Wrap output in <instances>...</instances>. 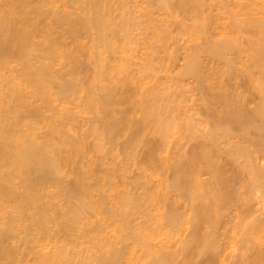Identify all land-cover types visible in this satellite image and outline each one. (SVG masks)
Segmentation results:
<instances>
[{"label":"bare ground","instance_id":"obj_1","mask_svg":"<svg viewBox=\"0 0 264 264\" xmlns=\"http://www.w3.org/2000/svg\"><path fill=\"white\" fill-rule=\"evenodd\" d=\"M56 1L58 2L59 0H0V264H25L23 261L24 257H26L25 262L26 263L28 262V264H29V260L30 262L31 260L33 261L31 262V264H36V263L37 264H136V263L137 264H194V263L197 264V262L202 264L204 260L202 262L197 260L200 258L206 259V257L209 260V264H218L219 263L218 260L222 262L223 257L221 256H223L224 253L223 251L224 245L223 247L220 246V244L218 245V239L221 237L219 239V242H222L223 241L222 239H224L227 236L225 235V233H228L226 232L228 230H226L227 226L225 224L227 223L228 225V223H230L235 218L234 217L235 211L236 210L239 211L240 209L238 208L239 207L238 205L242 206L239 203V201L241 202L242 198H244V200L248 198L249 201L252 200L251 197H255L258 193H260L258 189L259 190L261 189V186H263L262 181H264L263 180L264 174H262V176L259 175L260 177H262V180L261 178H260L261 181L259 180L261 182V186L257 185L259 183V181H257L258 183L256 182V177L258 176V175L256 176V174L259 172V171L257 172V170H262L263 171L262 173H264V169H263V165H264V18L263 17L264 16L262 15L264 12L263 9L264 3L261 4L263 6L261 7L263 12L260 9L261 14H259L256 10L255 12L254 10L253 11L251 10L252 11L251 13L254 14L253 16L255 15L257 16V18L255 19H250L252 18V14L250 15V17H248L250 13L245 11V14L248 13V15L247 16L244 15V16L246 18L248 17V21L245 20L244 22L242 18L245 17L243 16L241 18L243 20L242 22V20L239 17H237L236 14L237 17V22H236L235 21L236 17L235 14L233 13L234 15L230 17L235 18L234 20L235 25L234 26L232 25L234 29L233 28L231 29L228 26L229 22L227 21V20L231 21L230 20L231 18L228 17L229 18L228 19L226 16L228 14L230 15L229 12L234 10L229 5L231 1L229 0L230 1L229 4H225L228 3V1L226 0L225 2L224 0V4L226 6L228 5L230 6L228 8H226V6L222 7L224 9L225 8L228 10L230 9V11L227 12L226 15H225L226 12L224 11L225 12L224 19H226L224 21L222 19L223 11L218 7V5L219 6L224 5L223 3L220 4V2L223 1L218 0L219 4L216 5L214 4V2L217 3V0H212V2L214 1L213 4L216 5L217 8H219L221 11L217 9L216 10L213 9L216 8V6L212 4L214 6L212 8L211 5L212 2L211 3L208 2L210 4V7L212 8L211 12H213V10L217 12L218 11L222 12V15L219 12V14L222 16L220 19L222 20L221 22L224 23L225 21L228 22L226 24L224 23H221V25L218 24L219 26H222V24H224V26L221 27L222 29L221 28L217 29V31L219 32V30L220 31L223 30L225 25H227L228 26V27L226 26L227 29L224 28V32L226 33L229 30H230L229 32L235 30V28H236L235 32H238L239 34L235 32L234 34L240 36V37L237 36L238 38L241 37L243 38V36L246 37V35H244L246 33L247 36L250 37V39L246 37L245 39H247L246 40L247 42L245 41L246 43L245 44L243 40L244 38L243 39L241 38L243 40V44H244L243 45L242 43H240V41L242 42L241 39H239V41L236 39L237 38L236 35L233 34L234 37L233 36L228 37L229 36L228 34L230 33H228L227 35L226 33L225 34L223 33V36L226 35V37H223L222 39L218 40V37H216L217 31H215V28L219 26L215 22L217 21L219 23V19H217L216 16H218L219 18L220 15L218 14L214 15L213 14L214 12L210 13L209 12L210 10L209 11L207 10L209 4L206 3L207 5L206 4L204 5L203 2L205 1L203 0H146L145 1V3H147L146 8L144 7L145 8L144 10L141 9L142 10L141 11L139 9L140 12L138 11V13L140 14L142 12L140 18L138 17V13L136 12V10H138L137 5H134L136 8L135 11H134V7L131 6L132 7L131 10L130 8H128L130 11L127 12L128 10L125 7L126 5L127 7L130 6L129 3L130 0H118V3L117 0L116 3H113L114 0H112V3L117 4L118 6L113 5L111 2L109 3L108 0H67L66 2H63L65 4H63L62 1L58 2L57 4ZM134 1L135 0H133L132 2L134 3ZM141 1L143 0H140V2ZM55 4L58 5L57 9ZM59 4L61 6L64 5V9H62L63 7L61 8ZM206 6H208L207 9ZM112 7L114 9H118L120 7L123 10L121 12V10L119 9L121 13L120 18H118L119 16L117 17L118 19L116 18V16H114L115 18H113V15H111L112 12L114 14V11H112L113 10ZM203 9L209 12L210 14L204 11ZM162 10L163 11L167 10V12L168 11L169 12L165 13ZM202 10L204 11V13ZM131 11L136 12L137 18L135 17L136 15L134 12L132 14L134 17H131V15H129L131 14L130 13ZM156 12L159 13L156 14ZM199 12H201L202 15L205 14L203 17L205 16L210 17L211 15L213 16L212 17L213 20L214 18H216L217 20H215V22L212 20L213 23L211 22V19L209 20L210 23H212L211 25L215 24L216 27L213 29H211L212 28L211 25H209L208 27L206 24V20H208V18L207 17L203 18L201 15L198 16L200 14ZM256 13L260 17L263 16L262 19H260V17H258ZM155 14L157 18L160 16L158 14H161L163 17L165 16L164 18L168 17V15L166 14L169 15L172 14V17L175 15L178 18V19L176 18L177 20H179L181 17V16H177V14L178 15L181 14L184 15L183 18L189 17L191 21L194 20L195 23L191 22L188 18L187 19L189 21L188 20L186 21L185 18L184 20L181 17L185 22H187V24H189L188 22H190L191 27L193 25L192 32L190 28L189 31L188 27H183L182 24L179 25L180 21L178 24L176 23L175 26L176 30L178 29L179 31L180 30L182 31L185 28H187V32L185 31L186 33H184L185 35L187 33L189 34L193 33L194 37L203 35V39H199V40L203 41L201 43V47L205 46L203 50V54H201L202 48L199 46L200 43H198L201 41L198 40L199 37L195 38L197 39V40L194 39L196 47L198 43L199 48L197 49L198 51L201 50V52L196 53L197 52L196 49L193 48L195 46H193L191 49L194 50L195 52L193 54H191L189 51L187 52L188 54L190 53L192 55L187 59V61L185 60V55H183L184 60L182 59V62L184 63V61H186V63L183 64L185 65V69L183 74L179 75V77L184 76L189 79L190 78L195 79L197 80V82L199 81L198 89L200 90L199 95H200V101L202 100L201 104L203 108H201L200 110L196 108V107L199 108L198 103H200V101H198L197 98L198 96H196L197 101L194 100L195 101L194 104L198 102L197 106L192 105L193 107L191 108L198 110L196 112H198L197 116L200 115L199 116L200 119L199 117L197 118V116H195L197 113H195L194 109L192 110L194 111V113L191 112V109H188V112L190 110V118L189 117L184 118L186 119L185 130L182 129L183 127L181 129L183 130V132L186 131V133L190 135V138L192 137V140H195L196 138L197 139L200 138L199 147L193 146L194 148H196L195 149L196 152L195 150L190 149V151H194L193 154L190 153L191 154L190 155L188 152L189 156L183 155L182 158L180 159L178 158V162L176 161L177 156L175 160L174 159L175 156H173L172 158L171 155V158L174 159L173 162L176 161V165L174 166L175 168L174 169L172 168L174 172L171 171L173 174L169 172V170H171L170 168L172 167L171 163L173 162L171 161L172 160L171 158H170L171 160L168 158L171 153L169 150H167L166 152V149L167 148L169 149V147L167 146L168 143L164 139L169 141L173 137L172 134L173 131L175 136H177L176 134L178 133H175V131L180 130V128L176 130H173L172 128L173 123L175 126V124L179 122L178 120L181 116L180 115L181 113L178 112L179 109L181 108H179L177 111L178 108L177 106L180 105L181 107V104H183L182 103L183 98H180L181 96L177 94L181 92V91L179 92L180 89H183L187 86L189 79H187V84H185L186 85L185 87H183L182 85L185 82V80H183V83L181 84L182 85L181 87L183 88H180L179 86V89H177L178 92H176L175 94V98H177L176 96H178L177 99H179L178 101H180L181 99V103L179 104L176 101V99H174L173 101L174 94L171 93L173 94V98L170 97L172 101L170 102L168 101L169 103L167 104L166 100L167 98H169L168 96H170L169 95L170 91L168 90L169 91L168 92L167 89H170L171 86H169L170 88L168 87L166 89L168 94L166 91L159 92L164 88L163 86H165V78L164 80L160 79L161 82H164L163 86H161L162 88L161 89L158 86L162 85V83L160 82L159 83L160 85L157 84V82H159L158 77L156 79L157 82L155 83L156 80L154 81L155 78L153 77L154 73L152 74V71L154 70V68L155 69L157 68V70H155L154 72L156 71L158 72L159 71L158 68L160 69L162 67H165L166 65H168V63L170 64V62L167 63L166 61L167 64L164 63L165 66L162 65L163 60H161L162 61L161 63L160 57L162 56V54H164V52L161 54V56H158V52L160 50L155 52L153 51V53L151 54H153L154 56L155 54H157L156 59L159 57V61H157L153 56L154 60L157 62L156 65L158 66V62L161 64V65L159 64L160 67L159 66L157 67L155 65L154 60H153L154 64L152 63V61H150L152 60V58L148 59V57L150 56L149 55L146 58L147 61L143 62L145 64L149 62V65L148 63L147 65L143 64L144 68L146 67V70L143 68V66L141 67V69L144 73L151 71L149 73V77L148 76L146 77L145 80L146 83L144 81L143 84L144 83L148 84L149 88H147V90L150 89V87H154V90L152 89L151 91H145L144 89L145 92L143 91L142 93L140 91V93H138L140 95H138L136 94V92H138L139 90L138 88H140V84L142 85V83H140L138 80L137 82L136 80L132 79L133 75L136 72L134 74L130 73L131 70L130 69L128 70L127 67L130 65L129 64L130 62L128 63V60L132 58V56L131 57L128 55L126 56V54L124 58L122 56H120L121 58L118 56L119 54L122 55L121 52H123L124 54V51L120 50L122 46L118 44L121 42L119 41L122 38L121 36L124 37L122 38L123 40L127 38L126 35H128L129 37L131 31L133 32L134 30L132 28L135 25H137V23H140L138 24L139 26L141 25L142 18L148 21L146 22L147 27L146 26L145 27L149 28L148 26L149 24L152 23L153 25V22L160 20L159 18H158L159 20H155L156 19ZM239 14L241 15L243 14V12L240 13L238 11V15ZM172 17L166 18V20L167 19L168 20L167 21L165 20V23H163L164 19L161 18L162 20L161 25L163 24L165 25V26L163 25L164 26L163 28L162 26H159L160 25L159 23L156 22L157 24H159L156 28L158 30L162 28L161 30L162 32H160L161 37H163L162 34L164 35V38H166L165 36H168L166 40L170 38L169 34H167L168 33L167 30L169 29V33H170V27H171L170 25H172L173 22L175 23V21L172 20L173 21L172 22L170 20L173 19ZM138 19H140L139 22H137ZM182 19L180 20L182 21ZM238 19H240L241 21H238ZM168 21L169 23L171 22L169 25H167ZM143 22L145 24V20L142 21V23ZM156 23H154V26L151 25L150 29L152 27L155 28ZM138 25L137 27H139ZM177 25H179V27H177ZM158 27H160V29ZM180 27L183 28L179 29ZM205 27H208L209 29L208 33H211V30H214L212 31L214 33H212L211 35L205 33V35L207 34L209 37L205 36L203 33L206 30H208ZM173 28L174 26L172 25V29ZM151 30L153 31V29ZM181 31L179 33L184 35L182 33L184 31L182 32ZM61 32L63 33V36L65 33H67V35L70 36L71 42L74 41L72 43L73 45L75 42L79 45L80 48L75 47L77 45L76 43H75L76 45H74L73 47L78 49L77 52L80 51L81 53L80 52L78 53L81 55L83 54L84 56L74 57L73 54L72 56L70 55V53L73 50L71 49L72 51L69 53L67 48L68 46L66 47V45H68L67 42L69 43L68 40L69 38L66 36L67 41L64 45V43L62 42V38L58 36V33H60V35L62 36ZM82 32H88V33L90 32L89 34L92 33L91 35L93 37L92 39H90L91 38L90 35H88L90 36V38L86 35V37L90 39L89 42L92 41L90 45L89 44L85 45V41L88 40L87 38L80 37ZM149 32L151 31L149 30L147 31V36ZM153 32H152L153 35H151L154 38L152 47L155 48L157 45V47L161 48V50H163L165 47L169 49L168 45H165V43H164L165 46L163 45L164 48L162 47V45L160 47L157 44L159 43V38L155 42V40L157 39L156 37L157 33L159 34V31L154 30ZM150 34H149V39L153 40ZM213 35L215 36L213 37ZM190 36L191 38L193 37L192 35ZM217 36H219L220 38V36L222 37V34ZM158 37L160 36L158 35ZM204 37H207L208 40ZM211 37L215 39H212ZM81 39L82 40L86 39L84 40V44L83 43L80 44V41H82ZM204 39L207 40V43L204 42ZM128 41H130V37ZM149 41L152 42L151 40ZM149 41L146 47L148 46L151 52L152 49L150 46L152 43H150ZM160 41L162 42V38L160 39ZM203 43H205L206 45L205 44L203 45ZM175 45L176 47H178L177 46L178 44ZM118 47L120 49H118ZM75 48H73L74 53H77L75 51ZM178 48H175V51L173 52L172 55L177 53ZM156 49L157 48H155V50ZM118 50L121 52H119ZM166 51H165L166 54L164 55L167 58L168 51L167 52ZM85 55H87L90 64L88 63V61L83 60L87 62L86 65L85 64L84 65L85 66L89 65L88 67H90L91 65L92 73L90 72L91 75L89 76L87 75L88 79L91 76L90 80L82 76L86 80H88L87 83L82 85L83 82L80 81V78L82 77L79 76V73L80 72L83 73L84 71L86 72L87 70H85V68L84 70L82 69L80 70V68L83 67H79V66H82L83 63L79 64L80 61L79 60L78 61L79 65L77 66L76 59H78V57H80L79 59H81L82 57L85 59ZM201 55L202 56L204 55V57L207 56L208 58H210L209 60L211 61L213 60L218 63L217 64L213 61L210 62L208 58H206L205 61H208L210 63H215L216 65V67H213L214 68L213 73L209 71L210 69L206 70L210 74V75L208 74V76L206 75L207 77L203 76L207 73L205 72L203 74L204 72L203 69L205 70V65H204L205 63L203 64L204 61ZM170 56L171 54L169 55V57ZM179 56H178L179 58L178 60L180 61ZM126 57L127 59L129 57V59L127 60ZM165 57L162 56V58L166 60ZM174 57H176V55H174ZM200 57L202 58V60ZM171 58L173 62L175 60L177 61V57L176 59L174 58L175 60L173 59V56H171ZM132 60L133 59H131V63H133ZM60 61L64 62V63L62 62L63 70L60 69L61 67L59 66L61 63ZM58 62H59L58 66L60 70L57 69L58 71H55L56 69L54 66H57L56 64H58ZM172 64L173 63L171 61L170 65ZM221 65L224 68V70L225 68L227 69L225 73L222 74L220 73L221 71L219 72V74L215 73L217 67L221 68ZM237 65L239 69L236 67ZM212 66H213L212 64L210 65V67L208 65V68H211L212 70ZM167 67L168 66H166L165 68ZM168 68H170V66ZM183 68L181 67L182 70ZM77 69H79L80 72H78L79 70ZM161 70H163V68ZM182 70H180L179 72H182ZM125 71L127 75L131 74L130 77L128 76L130 79L128 77L127 79H125L127 75L126 73H124L122 79L124 81L120 80L121 78L119 79V81L118 80L117 81L119 82V84L121 82L123 84V82L125 83V81L129 83L132 80L133 81L132 84L136 83L134 85H136V87L139 86L136 88L138 89L137 91H135L136 89L135 90L133 89L134 85L133 87L132 86L131 87L135 91V95L139 96L140 99L139 102L141 101V105L139 103L140 110L137 108L138 96L137 98L134 99L133 94L131 95L129 93L130 88L127 87L129 91L125 96L122 95L120 97V95H118L116 92L117 90H119V87L122 84L120 85L118 84L119 87H117L116 84L117 81L115 82L116 80L115 77L119 75L121 76V74ZM136 71H137V79H138V77H141L142 74L140 76V72L138 71V68ZM142 71L141 73H143ZM88 72L85 73V75L88 74ZM115 72H118L119 74L118 73L116 74ZM157 72L156 75L154 74V76H157ZM82 73L81 75L84 74ZM114 74H116V76ZM146 74L148 75V73ZM212 74L213 76H215V74H218L217 76H215L217 78L215 79L214 77L211 78ZM112 75L115 76L114 82ZM150 76L153 77L152 80L153 86L150 85L151 83L150 84L148 83L151 82L150 79H152L150 78ZM119 77L116 78L118 79ZM141 78L142 80H144L145 75L143 74ZM141 78H139L140 81ZM173 78L176 77L174 76ZM210 78L214 79V81L212 80L213 83L212 82L207 83L211 81ZM128 79L129 81H127ZM224 79H225V83H224ZM242 79L243 81L245 80L244 84L242 83L240 84V81H238ZM174 81L175 80H173V82ZM4 82L7 83L3 85ZM113 83L116 84L115 85L116 90L114 89ZM204 83L207 84L204 85ZM155 84L160 90L156 89L157 87L155 88ZM173 84L175 85L176 83ZM192 84L193 82L189 83L188 85H192ZM124 85L126 87L128 84H123L122 89L124 88ZM97 87L99 88V90ZM146 87L144 86V88ZM177 88H178V84H177ZM186 88H188V86ZM192 89L190 88V90ZM177 90L175 89V91ZM186 90H184V92ZM190 90L188 89L187 92L190 93L189 92ZM162 92L168 95L165 101H164L165 97L164 99L162 97L163 94ZM195 92L192 93L198 95V93L196 94ZM252 92L259 95L260 100L259 98L258 99L256 98V100L259 101V104L257 105L256 108L249 109V106L247 105L250 99L248 100L249 97L247 95L248 93L251 94ZM83 93H85L86 95L85 100H83L85 98ZM181 93H183V91ZM181 93L180 95H182V97L184 94H186V92L184 94ZM128 94L130 95V97H128ZM245 94L247 97H245ZM252 95L253 93L251 94V98L254 96ZM80 96H82L83 98ZM189 96L187 97L189 98ZM141 97L143 98V102L141 100L142 99ZM187 97H185L186 100H188ZM246 98L248 101H246ZM32 99H35L34 101L36 102H32ZM160 99L161 101L163 100V102L167 104L166 106L163 105L164 108H161L163 102H161ZM253 99H255V97H253ZM191 100H189V103ZM75 101H78L76 102V106H75ZM71 102L73 103V105ZM158 102L161 103L160 107H159L160 103ZM77 104L79 106V108H77L78 114H75L76 113L75 108L78 107ZM117 104L120 105L124 104V106L121 107L120 105ZM126 104L129 105L127 107H131V109L133 110L131 111L130 108L129 110L128 109L126 110ZM185 104H188V101ZM185 104H183L182 107ZM116 105L125 109H121L118 107L120 109L118 110L119 112L118 113L116 112L117 108L116 110H114L115 109L114 107ZM71 106L73 110L70 108ZM188 106L190 108L191 103L190 105L188 104ZM136 108L138 109L137 110L138 115L136 112ZM79 109L82 110V112L79 113ZM139 111H141L143 118L141 117ZM186 111L187 109L184 111L187 114ZM115 112L118 114H116ZM135 112L137 118H139L140 115V118L143 119V121L139 120V122L142 121V124L144 126L140 125L139 123H134L135 122L134 119L137 120V118H135L136 117ZM47 113H51L52 115L49 114L50 117H48L49 115ZM73 113L75 115H78L77 117H81V116L85 117L84 116L85 114L86 115L88 114V117L89 115L92 117V119L89 121L90 125H88L89 124L88 120H85L88 119L86 118L87 116L81 119L76 117V122H74L75 126L76 125L78 126L79 123H77V120L80 119L79 120L80 123L81 121H83L82 123H85V125L87 126L86 128L89 127L88 131L86 129L87 131L86 136H84L85 130L83 131L85 127V126L83 127L84 124L82 123L80 124V128L83 127L81 131H79L80 129L78 128L79 126L75 127L74 129L73 127L74 124H73V126L71 127V123H73V117H74ZM175 113H179V118H177L178 119L177 122L175 118L176 117ZM191 113L195 115L194 116L192 115L193 116L192 117ZM131 114H133L132 117L135 116L133 119L130 116ZM173 117L175 119H173ZM181 117L183 120V116ZM194 118H197L198 120L196 119L194 120ZM132 120H134V122H132ZM173 120H175V122ZM182 120L180 118L181 123H183ZM208 123L210 125H208ZM148 125L150 126L151 129L153 128L152 130L150 129L147 130L149 133L153 134L152 132L155 131L154 132L155 134L161 136V139L163 138L162 142L164 141L165 143L164 142L163 143L165 145L167 143L166 146L163 145L166 148L164 151L165 153H167V156L164 157L165 159H169L171 161V162L169 161L170 162L169 164H171V166L168 163H166V161L168 162V160L165 161V164L169 165L168 166L170 167L169 170L168 167H166L167 165L165 166L163 164L164 160L162 161L161 159L162 157L158 155L160 153L162 155L164 154V151H162L164 148L161 146L162 143H159V141L156 140L157 147L159 143V145L160 144L161 145L158 148L160 147L163 148L162 150L159 149L160 152L158 151V149H156L158 151L157 153V151H155L152 147L155 144L154 143L155 141L153 142V139L152 142L154 144L150 143L151 142L150 140H149L150 142H147V139H145V141L143 142V144H146L147 142V144L145 145L146 147H144L145 150L146 148H150L151 144H152L151 147L153 149L152 150L150 148L151 153L149 149L146 150V152L148 151V153H145L144 152L145 150H143V152L145 153L143 155L145 156L147 154L148 158L151 159L149 161V159L146 158L148 159L149 164L147 163V161H145V166L147 163L149 167L152 168L158 167L161 169L162 166L161 167L158 166L159 165L158 163L163 162L162 164L166 168L165 170L166 171L168 170L167 172L171 173L172 175V177L169 178L171 180L169 179L164 180V177L162 179V176L161 178H159L160 170L154 169L156 175L152 177L159 178L158 180L160 184L163 183V181H166L165 183H163L164 185L162 184L161 186L159 185L160 187H157L156 185H158L159 183H156L155 185L154 184L155 178H152L153 180H151L150 177L151 173L152 175L154 174V170L153 172L150 173H149L150 170L148 169L144 171L145 167H143L144 166L143 165L144 162H142L143 159L140 161L143 164L141 163L140 166L138 164L139 162L137 164H138V168L143 167V169L141 168L140 169L141 171L143 170L145 172V174L143 173L144 175L140 173L141 171L140 172L138 171L139 169L137 170L136 167L137 165H135L137 161L134 163L133 160L134 158L132 160H129L130 158L129 159L127 158L129 161L125 162V164L128 163L129 165H131V167L130 166H125V167H129L130 171H132L131 168L133 169L135 165L138 174L140 173L139 175L145 176L147 172L149 173V175L147 174V176L145 177L142 176V179H140L141 176H138V174L137 175L134 174L136 178L138 177V180L133 182L134 184H131V186L133 185V189L131 191H130V188H132L131 186L127 184V186L130 187L129 188L125 184V188H124V186H121L119 184L118 179L117 181L119 185L116 187L114 181L115 178H117V176L114 177L113 174L115 172L117 174L118 172L117 170L113 169L114 172L112 170L113 173L112 178L110 177L108 180H106L108 176L106 178L105 177L103 178L102 176H105L106 172H110L112 167L119 168L118 166L114 165V163L118 162L117 165L119 163H122V161L119 162V160H121V157H119V159L117 158L118 159L117 161L113 156L116 154L115 152H117L118 150V148H116V146L118 147V144H116L118 139L121 136H124V133L126 131L131 130L133 136L131 137L129 134L128 137L132 139H129L127 137L130 141L126 142L125 139L121 141L123 142L125 140L126 142V144L124 145L125 147L121 145V143L119 142L120 140L118 141V143H120L119 145H121V147H124L125 150L124 151L125 154L122 155V157L125 155H127V157L129 156L132 157L134 154L137 153L138 155L139 154L141 155L142 151L140 150L141 153H139L138 151L139 149L136 150V148L138 147L139 143L142 144L141 140H143L144 137L146 138L145 136L147 134L146 128ZM177 125L178 124H176L174 128H176ZM203 126H207V127L209 126L208 127L209 130H207V127H203ZM42 127L46 129V134L44 133L45 135L44 138L40 137L41 136L40 132L43 131L41 130L43 129ZM201 127L206 128V131L205 129H203L204 131H202ZM72 128L74 129V131ZM76 128H78L77 131ZM75 131L76 132L79 131V133H81L82 131L83 132L81 134L79 133L76 134ZM170 131H172V133H170ZM183 132L181 131L182 134H185ZM170 134L172 136H170ZM78 135L79 136L82 135V137L81 136L79 137ZM158 135L157 136L155 135L157 139H158ZM180 136L183 135L180 134ZM151 137L152 136L150 135V138ZM193 137H195V139H193ZM88 138H90L89 142L92 146L89 143H87ZM91 138H95L96 143L95 140L92 139L93 140L92 141ZM152 138H154V136ZM167 138L170 139L168 140ZM185 138L186 137L182 139ZM190 138H189V142H188V138L187 141H185L186 142L184 144L185 146L187 143H190ZM172 139L171 142L169 141V143L173 142ZM178 140L180 139L178 138ZM91 141L93 142V144L91 143ZM197 141H195L194 143L196 144V146L198 144ZM178 142H181V140ZM89 145L91 150L90 148H88ZM114 145H116L115 146L116 149L113 148ZM223 145L228 146L229 148L223 147ZM142 146L143 145H141V147ZM189 146L190 148L192 147L191 145ZM106 147H108L110 150L114 149L115 152H113V150L110 151L108 148H107L108 151H106L107 150L105 149ZM222 147L225 148V150L222 149ZM86 148H88L87 151L89 153L92 152V154L93 152H95L98 155H102V157H104L103 154H106L105 160H107L106 158L109 157V156L107 157V155H109V153L112 154L113 152L114 154L110 155L109 158L113 156L112 158H114L113 160H115L116 162L113 161L114 162L113 163L110 160L108 162L110 164L105 162L106 167L108 165L109 166L112 165L111 162L113 163V166H110L111 168H109L110 171L105 169L104 167L105 164L103 162L102 167L106 170V171L103 170L105 171V173L102 170L101 172L98 169L101 172L98 174L101 176L92 177V174L94 172L93 170L94 169L97 170V168L94 167L98 165L97 162L99 158L96 159L97 158L96 157L94 159V161L97 160V162L95 161L96 162L95 164L97 165L93 166L92 165L93 158L95 157L94 155L96 154L89 155V153L86 152ZM176 148L178 149V147ZM180 148L182 147H179V149ZM182 149H180V151ZM251 149H253V151ZM135 150L137 153L136 152L133 153ZM188 150L186 149V152ZM153 151L157 154V157L155 154H153L154 153ZM168 151L170 154H168ZM172 152L175 154L174 151ZM87 154L90 156V158L88 157V159L86 157L88 156ZM118 154H119V150L117 156H119ZM148 154L150 155V157ZM254 154L255 155L257 154L258 157L256 156L257 158H255ZM91 155L93 156L92 160H90L92 161V163L90 161H87L91 159ZM77 156L79 157L76 159ZM80 156L83 157L84 159L83 158L81 159ZM117 156L115 155V157ZM137 156L136 158L140 159V156L139 157ZM230 156L233 159L234 158L238 159V160L234 159V161L238 163L241 162L242 158L244 159L241 163H239L241 165L238 166V164H236V167L235 164L233 165V167L239 170H236L234 168H233L234 170L230 169L232 163L230 165L229 162L230 161L233 162L232 159L228 160V157ZM99 157H100L99 161H104V158L102 160L101 156ZM154 157H156V159ZM158 157H160L161 161L159 160L160 162L157 163V161L155 162L154 160H157ZM254 158L257 159V161L258 159H260V161H263L260 162V164L263 163V165H259L258 163L257 165L259 166L258 169L257 166L254 167L256 165L255 164L256 160ZM78 159L80 160V163L85 161L83 162L85 164L82 163V165L79 166L80 163ZM225 159L228 160L227 165L229 166H227L225 163L224 166L226 167H224L223 164H221L223 167L222 166L220 167L219 162L224 163ZM74 160L75 162L77 161L76 164L79 165H77V168H75L74 170L72 169L71 165L69 166L71 167L70 170L73 171L68 172L69 174L70 173L71 174L70 177L68 176L66 180L64 178L66 177L67 167ZM220 160L223 161L221 162ZM253 161L255 165L253 164ZM130 163L132 164L134 163V165L132 166V164ZM73 164L76 166L74 162L72 163V165ZM66 165H67L66 170L65 168L63 170V167H65ZM100 165H102V162ZM119 165L120 167L121 166L124 167V165L121 164ZM75 166H73V168ZM228 167H229V171H227ZM163 169L161 171H163ZM123 170H121L119 173L124 172ZM127 170L129 169L125 168V172ZM64 171H66L65 177L62 176L64 175ZM130 171H127V174H125L124 172V175L128 177V172L129 174H131ZM234 171L236 175L233 173ZM247 172L252 176V180H255L257 184L254 181H253L254 184L253 183L249 184L252 181H249L251 179V176H249ZM160 174L162 175L163 173L161 172ZM230 174L233 175L231 176ZM106 175H108V173ZM246 175L248 176V178L249 177L250 178L248 179ZM90 176L95 179L97 178L96 182L90 179L91 181H93L92 183L94 187L92 186V188L90 186L91 184H88L89 178H91ZM122 176L119 177L123 179L122 183L123 182L125 183L126 176H123V178ZM204 176L205 177L208 176L209 178L207 177L205 179ZM240 176L241 177L246 176L247 179L245 177L241 178ZM113 177L114 180L112 181ZM131 178L132 176L130 178H127L126 181L130 179V181L128 182L131 183L136 179V178L135 179H131ZM238 178H239V185L240 182L241 183L243 182V180H248V183L246 181H244L246 183L244 182H243L244 184L242 183L245 187H246L245 184H247V188L244 191V193H246V191L252 192V193H246L248 196L244 194L243 197V195L239 192L240 189L244 187L243 185H240V188L238 187V185H236L237 188L236 187L234 188L236 181H237L236 183L238 184ZM241 179L242 181H240ZM158 180L156 179L155 182H158ZM167 180H169L170 182L169 181L167 182ZM95 183L96 185H94ZM251 185H253V187H251ZM118 187L119 189L123 187L122 189L124 190L118 192L119 190L116 189ZM126 187L129 189L127 190ZM252 188L255 189V191H258L255 196H252L256 193V192L253 193ZM234 189H237V191L235 190L236 193L234 192ZM111 191H114V193L116 191L115 194L116 197L113 194H111L112 193ZM122 191L123 193H121ZM43 192L44 193L47 192V194L50 193V196L46 194H45L46 196H42L43 194L41 195V193ZM109 193L115 199V200L110 199L112 200V203L111 202L108 203L109 198L110 197L113 198L112 196L109 195ZM97 194L99 197L98 199L96 198L97 199L96 200L95 197L97 196L95 195ZM238 194H240L242 197L240 196L238 197ZM56 200H61L62 203L61 201H59V203L61 204L58 203L59 204L58 205ZM236 202L238 203V205L235 204ZM108 204L110 206H107ZM111 204L113 205L111 206ZM234 204L237 206V208L234 206ZM230 207L232 208L235 207L234 212L230 210ZM105 208L107 211L104 210ZM103 211L104 213H102ZM228 211L231 213H229ZM227 212L229 214L228 217L230 218L231 221L228 218H226L228 215ZM103 214H105V218L106 215H108L107 217L108 219H105ZM92 216L95 217V218L93 217L94 219L92 218L94 222L91 219L90 222L92 227L90 226V228L88 229L87 226L90 225L89 220ZM97 216L99 217L97 218L99 220L98 222L100 223V221H102L101 224L103 223L106 224L107 222L108 223L111 222L106 227L110 226V229L108 228V230L110 231L113 229L111 232L114 233L113 234L110 233L112 235L109 234V231L108 232L105 231L106 229L105 226H104L105 228L103 227L104 229L101 228V226H103L104 224L103 225L99 224L100 227L95 224L96 222L95 219ZM231 216L233 217L232 219ZM100 218L101 219L104 218L105 221H103L104 219L101 220ZM224 218H226V220H224L226 222H222V224L225 223L224 225H222V228L224 229L222 228L220 229L221 221H223ZM227 220H229V222H227ZM88 223L89 225H87ZM92 223L95 224L94 228H93L94 224ZM222 230H226V231L222 233ZM22 231L25 234L24 235L25 237L22 235L24 239L18 235L20 234V232L22 234ZM220 233L223 234L224 236L220 235ZM105 234H107L108 236L106 235V237H103V235L105 236ZM111 238H114L115 240L113 241V239ZM36 241L37 243L41 244L40 251L37 250V248L36 250L35 248L33 249V247H32L33 251L29 250L28 248L25 249L27 253L28 250L31 253L34 252V250L36 251L37 256L35 253H33L34 256H36L35 259L36 261L33 260L35 257L31 259V257L33 256V254L31 255V253L28 254L31 256V257L29 256L30 259L26 261V259H28L29 257L27 258L28 255L21 256V254L23 253L22 250L24 251V247L26 246L25 244L29 243L30 246V244L32 243L33 245L34 242L36 245H38V249H39L40 244H37ZM35 244L34 246H36ZM22 246L23 249L20 251L19 249ZM221 247L222 249H220ZM172 248L174 249L177 248L176 252ZM233 248H231V251H233ZM138 249H141L139 250V252L142 254V256L140 257H139L140 254L137 252ZM234 250H236V248ZM19 251L21 252L20 254ZM221 251H223V253H221ZM134 254H139V255L137 256ZM179 254L183 256V257L181 256L182 261L181 259L178 258ZM177 258L181 262H177L178 261ZM221 262L219 264L223 263ZM206 263L207 260H205V264Z\"/></svg>","mask_w":264,"mask_h":264},{"label":"rangeland","instance_id":"obj_2","mask_svg":"<svg viewBox=\"0 0 264 264\" xmlns=\"http://www.w3.org/2000/svg\"><path fill=\"white\" fill-rule=\"evenodd\" d=\"M60 1H62V3H63V2H66L67 0H64V1H63V0H59L58 2H60ZM108 1H109V3H110V2L112 3V0H108ZM114 1H115V2H114ZM114 1H113V3H116V0H114ZM132 1H133V0H130V1H129V3H130V6H129V7H127V5H126V7H125V8L128 10V11H127V10L125 9L127 12H129V11L131 10L132 7H134V11H135L136 8H135L134 5H137V6H138V8H137L138 10H136L137 13H138V11L140 12L141 9L144 10V9L146 8V6H147V3H145L146 0H143L144 3H145L146 5L143 3V1L140 2V0H135L134 3H133ZM203 1H205V2H203L204 5H205L206 3H208V2H210V3L212 2V0H209V1H207V0H203ZM222 1H223V2H220V4H221V3L224 4V0H222ZM227 1H228V3H225V4H229V2L231 1V3H230L229 5H230L231 8L234 9V10L231 9V10L233 11V12H232V11H230V9H229V10L226 9V8L230 7L229 5H228V6H226L225 4H224L223 6L220 5L221 7L218 5V7H219L220 9H222V11H223V15H222V12H220L221 10H220L219 8H217V6H216L217 4H219L218 0H217V3H215V2L213 1L214 4H216V5H214L213 2L211 3V5L213 4L214 6H216V8H213L214 6L212 5V8H213V9H215V10L217 9V10H220V11L217 12V11L213 10V12H214V13H213V12H211V11H212V8L210 7V4L208 3V4H209V7L206 6V9H207V7H208L207 10H208V11L210 10L209 12H210V13H213L214 15H217V14L220 15L219 12L221 13V15H222L223 17H222L221 15L219 16V18H218V16H216L217 19H219V23H218L217 21L215 22V20H217V19L214 18V20H213V19H212L213 16H211V15H210L211 18H210V17H207V16L203 17L205 14L202 15L201 12H202L204 9H203L201 12H199L200 14H199L198 16L201 15L203 18H206V17H207L208 20H206V24H207V26L209 27V25H211V24L213 23L212 20H213L217 25H218V24L221 25V23H224V22H221L222 20H220V19H221V17H222L223 21L226 20V19H224V13L226 12V13H225V15H226L227 12L230 11V12H229L230 15L228 14V15H226V16H227V18H228V17L231 18V19H230L231 21L227 20L229 23L225 21L224 24L228 23V26H229L231 29H232V28L234 29L233 26L235 25V21L237 22V17H239V18L241 19L244 15L247 16L248 13H250V14L248 15V17H250V15L252 14L251 12H252L253 10H254V12H255V10H256L259 14H261V13H260V12H261L260 9H261V7H263L261 4L264 3V0H234V1H233V0H230V1L227 0ZM56 2H57V1H56ZM58 2H57V4H58ZM225 2H226V0H225ZM62 3H61V5H62ZM113 3H112V4H113ZM117 3H118V0H117ZM63 4H65V3H63ZM127 4H128V3H127ZM59 5H60V4H59ZM61 5H60V6H61ZM113 5L118 6L117 4H113ZM128 5H129V4H128ZM206 5H207V4H206ZM55 6H56V9H57L58 5L55 4ZM115 6H113V7H115ZM131 6H132V7H131ZM137 6H136V7H137ZM225 6H226V8H225L226 10H225L224 8H222V7H225ZM62 7H63V8H62ZM113 7H112V8H113ZM144 7H145V8H144ZM61 8L64 9V5L61 6ZM116 8H118V7H116ZM128 8H130V10H129ZM209 8H210V9H209ZM58 9H60V8H58ZM119 9L121 10V12L123 11L120 7H119L118 9H114V8H113L112 11H114V14H113V12L111 11V12H112L111 15H113V18H115L114 16H116V18H117L118 16H119L118 18L121 17V13H120V10H119ZM139 9H140V10H139ZM263 9H264V7H263ZM115 10H116V12H115ZM118 10H119V11H118ZM132 10H133V9H132ZM142 10H141V11H142ZM227 10H228V11H227ZM251 10H252V11H251ZM261 10H262V9H261ZM61 11H62V10H61ZM134 11H133V12H134ZM162 11H163V10H162ZM204 11H206V10H204ZM204 11H203V13H204ZM224 11H225V12H224ZM238 11H239L240 13L243 12V14H241V15L239 14L241 17L238 15ZM241 11H242V12H241ZM245 11L248 12V13L245 14ZM133 12L131 11V12H130L131 14H129V15H131V17H134V16L132 15ZM136 12H134V13H135V15H136L135 17L137 18V14H136ZM163 12L168 13L169 11L167 12V10H166V11L164 10ZM163 12H162V13H163ZM206 12H207V11H206ZM206 12H205V13H206ZM209 12H207V13H209ZM231 12H232V14H231ZM235 12H236V13H235ZM262 12H263V10H262ZM157 13H159V12H156V14H157ZM160 13H161V11H160ZM207 13H206V14H207ZM210 13H209V14H210ZM233 13L235 14V17H236V14H237L236 20H235L234 17H230V16H233V15H234ZM139 14H140V13H138V17L140 18L142 12H141L140 15H139ZM156 14H155V17H156ZM182 14H184V13H182ZM213 14H212V15H213ZM256 14H257V13H256ZM158 15L162 16L161 14H158ZM163 15H165V14H163ZM166 15H168V17H166V18L172 17V14H170L171 16H170L169 14H166ZM173 15H174V14H173ZM207 15H208V14H207ZM253 15H254V14H252V18H250V19H255V18H257L256 15H255V16H253ZM257 15H258V14H257ZM262 15L264 16V12H263ZM160 16H159L158 18H159L160 20H161V18L164 19V20H163V21H164L163 23H165V20H166V18H164L165 16H164V17H163V16L160 17ZM174 16H175V15H174ZM174 16L172 17L173 19H170L171 21H172V20L175 21V23L172 21V22H173L172 25L174 26V28L172 29V25H170V26H171V27H170V33H169V29L167 30V31H168L167 34H169V36H170V38L167 39V40H166V38H168V36H165L166 38H164V35H163V34H162L163 37H161V35H160V32H162L161 30H162V28H163L165 25H164V24H163L164 26L161 25V24H162V23H161L162 20L160 21L157 17H156L155 20H159V21H156V22L159 23L160 25L157 24L156 22H153V25H152V23L148 25L149 28H146V27H147L146 22H148V21H146V19L142 18V19L145 20V24H144V22L142 23V21H144V20L141 19V25L139 26L138 24H140V23H137V25H138L139 27H137V25H135L136 28H135V26L132 28V29H134V30H133V32L131 31V34H130V36H129V37H130V41H128V40H129L128 35H126V37H127L128 39L125 37V38L127 39V41H126V39H124L126 42L122 39V38H124V37L121 36L122 38L119 40V41H121V42L118 43V44H120V46H122V47H121V49H120V48H119L120 46L118 45V46H119L118 49H120L121 51H124V54H123V52H121V51L118 50L119 52L122 53V55H120V54L118 53V54H119L118 56H119V57L122 56L123 58H124L125 54H126V56H127V55L130 56V57L132 56V58H130V59H129V57H128L129 60H128L127 57H126V59L128 60V63L130 62V63H129L130 65L127 66V67H128V70L130 69V70H131L130 73H132V74H134V73L136 72V73L134 74V75H136V76L133 75V77H134V78L136 77V78L134 79V78L132 77V79H133V80H136V81L138 80L140 83H142V85L140 84V88H138V89H139V90H138V89H136V88L139 87V86L136 87V85H134V84H136V83L132 84V83H133L132 80L130 81L131 83L129 82L130 84L127 83V82L125 81V83L123 82V84H128L129 86L127 85V86L125 87V85H124V88L122 89L123 84H122V82H121L120 84H122V85L119 87V86H118V84H119L118 81H119L120 78H121L120 80L123 79L124 73H126L127 69H126V71L123 72L122 74L120 73V74H121V76L119 75L120 77H119V76H116V74H117L118 72H115L116 74H114V75H115L116 77H119V78L117 79L114 75H112V76H113L112 78H113V82H114V77H115V79H116L115 82L118 80L116 84H117V87H119V90H117L116 92H117L118 95H120V97H121L122 95H123V96L127 95L128 91H129L128 88H130V92H129V93H130L131 95L133 94V98H134V99L137 98L138 95H140V94H138V93H140V91L143 93L144 89H145V91H151L152 89L154 90V87H150V89L147 90V88H149V87H148V84H145V83H146V81H145V80H146V77H147V76L149 77V73H150L151 71H148V72H145V73H144V72L142 71L141 67L143 66V64H145V63H143V62H144V61H147L146 58H147L149 55H150V56L148 57V59H149V58H152V60H150V61H152V63H153L154 58H155V60L159 61V57L156 59L157 54L154 53V54H155V56H154V55L151 54V53H153V51L155 52V51H159V50H160V51H159L160 53L158 52V56H161V54H162L163 52H164V54H166L165 51H166L167 47L164 48V46H165V45H168V48H169V49H167L168 52L166 51L167 54H168V56L166 55V56H167V58H166L165 55L162 54V56H164V57L166 58V60L163 59L162 56H161V57H160V62L162 63L161 60H163V64H162V65H164V63L167 64L168 62H170V64H171V61H172V63H173L172 65H173V66L170 65L169 63H168V65H166V66H168V67L170 66V68H168V67L165 68V67H166L165 65H164L165 67H162V66H161V67L163 68V70H161L162 68H160V69L158 68L159 71H158V72L156 71V72H157V76H154V74L156 75V72H154V71L157 70V68H156V69L154 68V70L152 71V74L154 73V74H153V77L155 78L154 81L157 79V77H158V81H159V82H157V80H156L155 83L157 82V84H159V83L161 82L160 79H161V80H164V78H165V86H163V83H164V82H161L162 85L159 84L160 86H158V87H160V88H161V86H163V87L165 88V90H164V88H163V89L161 88L162 90H160V89L157 87L156 84H155V88L157 87L156 89L160 90L159 92H161V91H164V92H165L166 89H167L169 86H171V88L169 87L170 89H167V91H168V90L170 91V94H169L170 96H168V95H166V94H164V93L162 92V93H163V94H162L163 99H164V97H165L164 101L166 100V98H167V96H168L169 98H167V100H166V101H167V104H168L170 101H172L171 98H173V94H174L173 101H174V99H176V101H177L179 104L181 103V99H180V101H178V100H179V99H177L178 96H176L177 98H175V94H176V92H178L177 89H179V86H180V88H183V87L186 86L185 84H187V79H189V78L184 77V76H180V77H179V75H182L183 72H184L185 65H183V64L186 63L187 59H188L189 57L192 56L191 54H193V53L195 52V51L192 50L191 48H192L193 46H195V47H193V48L196 49V51H197L196 53L201 52V50L198 51L197 48H199V47H198V43H200L199 46L201 47V43H202L203 41H201V40H199V39H203V35H200V36H197V37H196V36L194 37L193 33H191V34L187 33V34L185 35L184 33L187 32V28H185L186 30H185V29L182 30V31H184V32H182V31L180 30V31L184 34V35H182L181 33H179L180 31H179L178 29L176 30V27H175V26H176V23L178 24L179 21H180L179 25L182 24L183 27H188V30H189V28H190L191 32H192V30H193V29H192L193 25H192V27H191V23H190V22H188L189 24H187V22L184 21L185 19H186V21H187V20L189 19V17H187L188 19L184 17V18H185V19H184V18H183L184 15H181V14L178 15V14H177V16H181V17L184 19V20H183V19L180 17V19H182V21H181L180 19L177 20L178 18H177L176 16H175V19H174ZM226 16H225V18H226ZM245 16H244V17H245ZM263 16L260 17V16L258 15V17H260V19H262ZM214 17H215V16H214ZM248 17H247V18H246V17H245V18H242V19L244 20V22H245V20L248 21ZM118 18H117V19H118ZM176 18H177V19H176ZM198 18H199V17H198ZM200 18H201V17H200ZM229 18H228V19H229ZM232 18H234V19H232ZM263 18H264V17H263ZM201 19H202V18H201ZM201 19H200V20H201ZM210 19H211V22H212V23H210V21H209ZM240 19H238V21H241V20H242V19H241V20H240ZM258 19H259V18H258ZM167 20H168V19H167ZM167 20H166V21H167ZM170 20H169V21H170ZM176 20H177L178 22H177ZM189 20H190V19H189ZM189 20H188V21H189ZM234 20H235V21H234ZM243 20H242V22H243ZM139 21H140V19H138L137 22H139ZM169 21H168L167 25H169V24L171 23V22L169 23ZM183 21H184L186 24H185ZM190 21H191V20H190ZM191 22H194V23H195L194 20H192ZM208 22H209V23H208ZM231 22H232V24H231ZM154 23L157 24V25L155 24V28H156L158 25H159V26H162L161 29H160V27H158L160 30H158L157 28L155 29L154 27H152L151 29H153V31H154V30L159 31V34L157 33V36L155 35V36L157 37V39L155 40V42H156V41L158 40V38H159V43H157V44H158L160 47H161V45H162V47L164 48L163 50H161V48L157 47V45H156V47H155V48H157L156 50H155L154 47H152V45H153V41H154V38H153V36H151V35H153L154 32L150 29V27H151V25L154 26ZM183 23L185 24V26H184ZM194 23H192V24H194ZM233 23H234V24H233ZM147 24H148V23H147ZM224 24H222V26H224ZM179 25H177V27H179ZM188 25H190V26H188ZM219 25H218V26H219ZM232 25H233V26H232ZM145 26H146V27H145ZM222 26H219V27L215 28L216 25L213 24V25H211V27H212L211 29L215 28V31H217V29L221 28ZM226 26H227V25H225V27H224L225 29H227ZM228 26H227V27H228ZM231 26H232V27H231ZM166 27H167V26H166ZM183 27H180L179 29H182ZM208 27H205V28L208 29ZM224 28H223V30H221V31L219 30V32L217 31L219 34L216 32V37H218V40H219V39H222L223 37H226V35H227L228 33H230V34H228V35H229L228 37H230V36H233V37H234V35H236V34H234L236 28H235V30H232V31H231L232 34H231V32H229V31H230L229 29H228L229 31L226 30V31H228L227 33L224 32ZM165 29H166V28H165ZM165 29H163V30H165ZM221 29H222V28H221ZM148 30L151 31V32H149V33H148V36H147V31H148ZM190 30H189V31H190ZM60 31H61V30H60ZM167 31H166V32H167ZM171 31H172V34H171ZM178 31H179V32H178ZM185 31H186V32H185ZM204 31H205V30H204ZM212 31H214V30H211V33H208V32H209V29H208V30H206L203 34L205 35V33H207V34H210V35H211L212 33H214V32H212ZM222 31H223V32H222ZM58 32H59V30H58ZM152 32H153V33H152ZM166 32H165V33H166ZM220 32H221V33H220ZM83 33H84L85 36L83 35ZM89 33H90V32H89ZM89 33H88V32H82V34L80 35V37H83V38L85 37V38L88 39L87 41H85V45H88V44L90 45V43L92 42V41L89 42V40L93 38V37L91 36L92 33H91V34H89ZM150 33H152V34H150ZM165 33H164V34H165ZM223 33H224V34L226 33V35L223 36ZM235 33L239 34L238 32H235ZM243 33H244V32H243ZM61 34H62V36L60 35V33H58V36H59L60 38H62V42L64 43V45H65V43H66V41H67L66 36L69 38L68 40H69V43H70V44L67 42L68 45H66V47L68 46L67 48H68L69 53L73 50V51H72L73 53H72V52L70 53L71 56H72V54H73L74 57H75V56H80V57H81V56H84L83 54L81 55V54L78 53V52H80V51L77 52L78 49H76V48H80V47H79V45H78L76 42H75V43H76L78 46L74 43V45H76V46H75L76 48L73 47L74 45H73L72 43H73L74 41L71 42V40H70V36L67 35V33H65L64 36H63V33H62V32H61ZM149 34H150V36L153 38V40H152V39H149ZM155 34H156V33H155ZM179 34H181V35H179ZM188 34H189V35H188ZM207 34H206L205 36L209 37ZM221 34H222V37L220 36V38H219V36H217V35H221ZM233 34H234V35H233ZM240 34H241V33H240ZM86 35H87V36L90 35L91 38H90V36H88V37L90 38V39H89L88 37H86ZM158 35L162 38V42L160 41L161 38L158 37ZM190 35L193 36V37H192L193 39L191 38ZM244 35H246V37H248L246 33H245ZM214 36H215V35H213V37H214ZM237 36H238V35H236V37H237ZM64 37H65V38H64ZM147 37H148V38H147ZM198 37H199V38H198ZM207 37H204V38L207 39ZM238 37H240V36H238ZM238 37H237L236 39L239 41V39H241L242 37H241V38H238ZM246 37L243 36L244 39L242 38V39L244 40V43H245V41L247 40V39H245ZM119 38H120V37H119ZM163 38H164V39H163ZM195 38H198V40L201 41V42H198V43H197V47H196V44H195V40H197V39H195ZM211 38H212V37H211ZM248 38L250 39V37H248ZM251 38H252V37H251ZM71 39H72V38H71ZM79 39H80V38H79ZM194 39H195V40H194ZM212 39H215V38H212ZM216 39H217V38H216ZM242 39H241V40H242ZM72 40H73V39H72ZM81 40H82V39H81ZM84 40H86V39H83L82 41L79 40V41H80V44H81V43L84 44ZM149 40H151L152 42H150ZM163 40H164V42H163ZM165 40H166V41H165ZM207 40H208V39H207ZM207 40L204 39V42L207 43ZM243 40H242V42L240 41V43L243 44ZM122 41H123V42H122ZM148 41H149L150 43H152L151 46H150L151 49H152L151 52H150V48L147 46V47H148V49H147V47H146V45L148 44ZM175 41H177V42H175ZM87 42H89V43H87ZM246 42H247V41H246ZM86 43H87V44H86ZM164 43H165V45H164ZM71 44H72V45H71ZM175 44H178L177 46H178L179 48L176 47ZM204 44H205V43H203V45H204ZM245 44H246V43H245ZM163 45H164V46H163ZM174 45H175V46H174ZM203 45H202V46H203ZM205 45H206V44H205ZM243 45H244V44H243ZM243 45H242V46H243ZM70 46H71V48H70ZM154 46H155V43H154ZM72 47L75 48V51H76L77 53H74V49H73ZM204 47H205V46L201 47V48H202V53H201V54H203ZM122 48H123V50H122ZM145 48H146L147 50H146ZM175 48H178V49H179V51H178V49H177V53L174 54V55H176V57H177V61L175 60L176 57H174V55H172L173 52L175 51ZM71 49H72V50H71ZM124 49H125V50H124ZM153 49H154V50H153ZM79 50H80V49H79ZM148 50H149V51H148ZM190 50H191V51H190ZM68 51H67V52H68ZM161 51H162V52H161ZM188 51L191 53V54L189 53L190 55L187 53ZM192 51H193V52H192ZM80 53H81V52H80ZM148 53H149V54H148ZM186 53H187V54H186ZM74 54H76V55H74ZM78 54H79V55H78ZM159 54H160V55H159ZM170 54H171V56H173V59L175 58L174 60L176 61V64H175V61L173 62L171 56L169 57ZM199 54H200V53H199ZM151 55H152V57H151ZM179 55H181V56H179ZM183 55H185V60H186V61H184V63L182 62V59L184 58ZM153 56H154V58H153ZM178 56L180 57V61L178 60V59H179ZM80 57H78V59H76V60H77V66H78L80 63H83V65H84V64L86 65L87 62H85V61H88V60H89V59L87 58V55H85V59H84L83 57H82L83 59H82V58L79 59ZM168 57H169V58H168ZM201 57L203 58V61H204L203 64L205 63V64H204V65H205V70L203 69V71H204L203 74H204L205 72L207 73V74H205V75H203V76L207 77L208 74H209V72L206 71V70H207V69H208V70L210 69L209 71H211V72L213 73V71H214V68H213V67H216L215 63H217V62L212 60V61L215 62V63H210V62H212L211 60H209L210 58H208L207 56L204 57V55H203V56L201 55ZM201 57H200V58H201ZM86 58H87V59H86ZM120 58H121V57H120ZM144 58H145V59H144ZM170 58H171V59H170ZM202 58H201V60H202ZM206 58H208V60H209L210 62L205 61ZM131 59H133V60H132L133 63H131ZM167 59H168V60H167ZM169 59H170V60H169ZM241 59H242V58H241ZM79 60H80V61H79ZM83 60H85V61H83ZM155 60H154V63H155V65H156L157 62H156ZM183 60H184V59H183ZM78 61H79V64H78ZM148 61H149V60H148ZM164 61H165V62H164ZM166 61H167V63H166ZM60 62H61L60 65H59V62H58V64H56L57 66H54L55 69H56V70L54 69L55 71H58L57 69H59V66H61L60 69H62V66H63L62 62H63V61H60ZM63 63H64V62H63ZM88 63L90 64L89 61H88ZM147 63H148V65H149V62H147ZM147 63H146L145 65H147ZM154 63H153V64H154ZM206 63H207V64L209 63V64H208L209 67H210L211 64L213 65V66H212V70H211V68H208V65H207ZM132 64H133V65H132ZM150 64H151V63H150ZM159 64H160V63L158 62V66H159ZM217 64H218V63H217ZM58 65H59V66H58ZM81 65H82V64H81ZM83 65H82V66H79V67H83V68H80V70H81V69L84 70V68H85V70H87V71H86V72L84 71V72H83L84 74H83L82 72H80L79 69H77V70H79L78 72H80V73H79V76H80V77L84 76L86 79H88V76L91 75V73H92V71H91V70H92L91 65H90V67H88L89 65H87V66H85V65L83 66ZM160 65H161V64H160ZM179 65H180V67H179ZM206 65H207V66H206ZM64 66H65V65H64ZM156 66H157V65H156ZM156 66H155V67H156ZM158 66H157V67H158ZM183 66H184V68H183ZM218 66H219V65H218ZM79 67H78V68H79ZM87 67H88V68H87ZM130 67H131L132 69H131ZM159 67H160V66H159ZM181 67L183 68V70L181 69ZM206 67H207V68H206ZM219 67H220V66H219ZM219 67H217V70L219 69L218 72H217V70H216L215 73H218V74H219V72L221 71L220 73L224 74L225 71H226L227 69L225 68V70H224V68L222 67V65H221V68H219ZM236 67L238 68V65H237ZM86 68H87V69H86ZM90 68H91V69H90ZM137 68H138V71L140 72V76H141V74H142V76H143V74L145 75V79H144V80H142V78H141L142 76H141V77H138V79H137V71H136ZM143 68H144V66H143ZM60 69H59V70H60ZM133 69H134L135 71H134ZM140 69H141V71H142L143 73H141ZM144 69L146 70V67H145ZM144 69H143V70H144ZM222 69H223V70H222ZM238 69H239V68H238ZM62 70H63V69H62ZM132 70H133V71H132ZM145 70H144V71H145ZM147 70H148V69H147ZM180 70H182V72H179ZM88 71H89V72H88ZM113 71H114V70H113ZM115 71H116V70H115ZM222 71H223V72H222ZM87 72H88V74L85 75V73H87ZM90 72H91V73H90ZM178 72H179V73H178ZM211 72H210V73H211ZM81 73H82L83 75H81ZM112 73H113V72H112ZM127 73H128V71H127ZM127 73H126V75H127ZM130 73H129V74H130ZM146 73H148V75H147ZM180 73H181V74H180ZM118 74H119V73H118ZM152 74H151V75H152ZM218 74H215V76H217ZM87 75H88V76H87ZM126 75H125V76H126ZM130 75H131V74H130ZM130 75H127V76L125 77V79H127L128 76L130 77ZM138 75H139V74H138ZM206 75H207V76H206ZM209 75H210V74H209ZM86 76H87V77H86ZM174 76H175L177 79H176V78H173ZM177 76H178V77H177ZM215 76H213V74H212V75H211V78H212V77H214V79L217 78V77H215ZM80 77H79V78H80ZM84 77L80 78V81L83 82V83L81 82L82 85L85 84V83H87V81L90 80V78H91V76H90L89 79L86 80ZM129 77H128V78H129ZM153 77L150 76V78H152V79L148 78V79L151 80V82H148V80H147V82H148L149 84L151 83V84H150L151 86H153V85H152V84H153V81H152V80H153ZM160 77H161V78H160ZM182 77H183L184 79H183ZM112 78H111V79H112ZM139 78H141V81H142V82L139 80ZM143 78H144V77H143ZM211 78H210L211 81H209V82H207V83L212 82V80L214 81V79H211ZM81 79H83V80H81ZM129 79H130V78H129ZM129 79H128L127 81H129ZM172 79L175 80V81L173 82ZM181 79H182V80H181ZM150 80H149V81H150ZM176 80H177V82H178V80H179V82H181V83H179V82L177 83ZM183 80H185L186 83L184 82V84H182V83H183ZM189 80H190L191 82H190ZM189 80H188V84H189V83H192V82H193V84H192V85H188V84H187L188 88H186L187 86H186L185 88H186L187 90H188V89L190 90V88L192 89V88H193V85L195 84V85H194V88H193L192 90H195V89L197 88V89L195 90V91H197V92L190 90V91H189V92L191 93V94H190V93L187 92V90H186L185 88L179 90V92H180V91H181V92L183 91V93L180 92L181 94H184V93L186 92V94H184L185 96L183 95V97H182V95H180V93L177 94V95L181 96L180 98H183V101H184V102L182 101V103L185 104V103L188 101V104L190 105V103H191V106H190V108H189L188 104H185L183 107H182L183 104H181V107H180V105L177 106V107H178V108H177V111H178L179 108H181V109H179L178 112L181 113V114H180L181 116H183V120H182V117L180 116V118H181V120L183 121V123H181V121H180L179 113H175V114H176V115H175V116H176V117H175V118H176V122H177V120H178L177 118H179V120H178L179 122L176 123V124H178V125H179V124H182V125H179V126H181V127H179V126L177 125V127L174 128V127L176 126V124H175V126H174V123H173V126H172L173 130H176V129H179V128H180V130H176L175 133H178V134L180 133V134L183 135V136H180V134H179V136H178V134H176L177 136H175L174 131L172 130L173 133H172V131H170V133L173 134V137H174V138L172 137L173 139H172V138H171V139H172V141H173L174 143H173V142H172V143H169V141L171 142V139H170V138H169L170 140L167 138L169 141H167L166 139H164V140L168 143V145H167V143H166V145L169 147V149H168V148L166 149V148L164 147V146H166V145L164 144L165 142H164V141H163L164 143L162 142V139H163V138L161 139V136H159L158 134H155V133H154L155 131L152 132L153 134H151V133H149V132L147 131L148 129H150V130L153 129V128L151 129L150 126L148 125L147 128H146V133H147V134L145 135L146 138L144 137V139L141 140V141H142V144L139 143V145H138V147H139V146H140V147H139V148H138V147L136 148V150L139 149V150H138L139 153H141V151H142L141 155H140V154L138 155V153H137L136 150H135V151L133 152V153H135V152L137 153V154H134L135 157H134L133 154H132V155H133L132 157H131V156L127 157V155H125L126 157H125V156L122 157V155L125 154V152H124V151H125V150H124V147H125V146H124V145L126 144V142L130 141L129 139H132V138L128 137L129 134H130L131 137L133 136V133L131 132V130H128V131H126V132L124 133V136H121V137L118 139V141L120 140L119 142H120L121 145H123L124 147H121V145H119L120 143H118V141H117V143H116V144H118V147H117L116 145H114V147H113V148H115V146H116V148H118V150H119V154H118V155H119V156H117L118 150H117V152H115L114 149H111V150H110L108 147H106L105 149L108 148L110 151L113 150V152H115V153H116L115 155L117 156V157H115V155H113L114 153L112 152V154L109 153V155H107V157H108V156L110 157V155H113L114 158H115L117 161H118L119 157H121V160H119V162L122 161V163H119V164L124 165V167H125V166H130V167H131V165H129L128 163L125 164V162H127V161H129V160H132V159L134 158V159H133V160H134V163L137 161L135 165H137L136 167H137V170L139 169V170H138L139 172L141 171V169H143V167H145V170H144V171H146V169L150 170L149 173H150V172H153L154 169H157V170H160V171H159V176H160L159 178H161V176H162V179H163V177H164V180H165V179H169V178H171V177H172V175H171L172 172H171V171L174 172L173 169L175 168L174 166L176 165V161L178 162V158H179V159L182 158L183 155H184V156H185V155L189 156L190 153L193 154L194 151H190V149H191V150H195L196 148H194V147H199V143H200V138H198L199 140L196 138V139L198 140V141H197V140L195 139V137H193V139H195V140H192V137L190 138V135H189L188 133H186V131L183 132V130H185V126H186V124H185V123H186V121H185L186 119H184V118H186V117H189V118H190V110H189V112H188V109H191V112L194 113V111H192L194 108H191V107H193L192 105L197 106V103H198V102H197L196 104H194V103H195L194 100L197 101V98H198V101H200V95H199V94H200V90L198 89V82H199V81L197 82V80H195V79H191V78H190ZM84 81H85V82H84ZM122 81H124V80H122ZM138 81H137V82H138ZM144 81H145V83L143 84ZM194 81H195V82H194ZM200 81H201V80H200ZM238 81H240V84H241V83H242V84L245 83V80L243 81V79H242V80H238ZM134 82H135V81H134ZM5 83H7V82H4L3 85H5ZM173 83H176V84L174 85ZM207 83H204V85H206ZM212 83H213V82H212ZM224 83H225V79H224ZM113 84H114V83H113ZM116 84H114V89H115V90H116V88H115V87H116V86H115ZM120 84H119V85H120ZM131 84H132V85H131ZM138 84H139V83H138ZM138 84H137V85H138ZM166 84H167V85H166ZM177 84H178V88H177ZM181 84L183 85V87H181V86H182ZM133 85H134V87H133ZM143 85H144L145 87H146V85H147V87L144 88ZM150 85H149V86H150ZM84 86H85V85H84ZM131 86L133 87L134 90L136 89L135 91L138 90V92H136V94H138L137 96L135 95V91L132 89ZM141 86L143 87V90H142V87H141ZM166 86H167V87H166ZM98 87H99V85H98ZM98 87H97V88H98ZM127 87H128V88H127ZM120 88H121V90H120ZM117 89H118V88H117ZM126 89H127V92H126ZM175 89H176L177 91H175ZM98 90H99V88H98ZM124 90H125V91H124ZM132 90L134 91V93H133ZM184 90H186V91L184 92ZM122 91H124V92H122ZM145 91H144V92H145ZM156 91H157V90H156ZM167 91H166V92H167ZM169 91H168V92H169ZM119 92H120V93H119ZM121 92H122V93H121ZM131 92H132V93H131ZM168 92H167V94H168ZM192 92H193V93L195 92L196 94L198 93V95H195V94H193ZM125 93H126V94H125ZM142 93H141V94H142ZM171 93H173V94H171ZM187 93H188V95H187ZM252 93H253V95H254V96H253V95H252V96L255 97V99H253V97L251 98V94H252ZM252 93H251V94L248 93V95H247V96L249 97L248 100L250 99L249 101H248L247 98H246V101H248V105H247V106H249V109H250V108H251V109H252V108L254 109V108H256L257 105L259 104V101H257L256 98H257V99L259 98V100H260V96H259V95L255 94L254 92H252ZM192 94H193V95H192ZM249 94H250V96H249ZM83 95H84V97H85L83 100H85V99H86V95H85V93H83ZM83 95H82V96H83ZM163 95H165V96H163ZM189 95H190L191 97H190ZM194 95H195V97H194ZM255 95H256V96H255ZM82 96H80V97H82ZM134 96H135V97H134ZM187 96H189V98H188ZM196 96H198V97L196 98ZM247 96H246V94H245V97H247ZM258 96H259V97H258ZM128 97H130L129 94H128ZM131 97H132V96H131ZM170 97H171V98H170ZM185 97H187L188 100H186ZM192 97H194V98H196V99H194V98H192ZM82 98H83V97H82ZM141 98H142V97H141ZM168 99H169V100H168ZM191 99H193V100H191ZM251 99H252V100H251ZM34 100H35V99H32V102H36V101H34ZM81 100H82V99H81ZM81 100H80V101H81ZM139 100H140V99H139V96H138V102H137L138 105H137V108L140 110V107H139V106L141 105V101L139 102ZM141 100H142V102H143V98H142ZM189 100H191L190 103H189ZM255 100H256V101H255ZM135 101H136V100H135ZM160 101H161V99H160ZM168 101H169V102H168ZM185 101H186V102H185ZM193 101H194V102H193ZM73 102H74V101H73ZM76 102H78V101H75V106H76ZM161 102H163V100H162ZM71 103H72V102H71ZM71 103H70V104H71ZM139 103H140V105H139ZM158 103H160V102H158ZM201 103H202V100L200 101V103H198L199 108L196 107L198 110H200L201 108H203ZM70 104H69V105H70ZM79 104H80V102H79ZM167 104H166L165 102H163V103H162V106H161V103H160L159 107L161 106V108H164L163 105L166 106ZM72 105H73V103H72ZM117 105H120V104H117ZM117 105H116V106H117ZM177 105H178V104H177ZM186 105H187V108H186ZM200 105H201V106H200ZM250 105H251V107H250ZM77 106H78V104H77ZM116 106L114 107V108H115L114 110H116V108H117L116 112H118V110H120L119 108L123 107L124 104L120 105L121 107H120V106H117V107H116ZM127 106H129V105L126 104V110H127V109L129 110V108L131 109V107H127ZM253 106H254V107H253ZM118 107H119V108H118ZM70 108L72 109V106H71ZM73 108H75V107H73ZM77 108H79V106L75 108V112H76L75 114H78V113H77V112H78V111H77ZM137 108H136V112H137V115H138V111H137L138 109H137ZM183 108H184V109H183ZM121 109H125V108H121ZM134 109H135V108H134ZM186 109H187V111H186L187 114L184 112ZM197 109H196V110L194 109V110H195V113H197L196 115L194 114L195 116L198 115V112H196V111H198ZM72 110H73V109H72ZM132 110H133V109H131V111H132ZM181 110L183 111V113H182ZM122 111H124V110H122ZM177 111H176V112H177ZM80 112H82V110L79 109V113H80ZM116 112H115V113H116ZM133 112H134V111H133ZM136 112H135V116H136ZM118 113H119V112H118ZM118 113H116V114H118ZM131 113H132V112H131ZM139 113H140L141 117L143 118V115H142L141 111H139ZM193 113H191V116L193 115ZM47 114L49 115V114H51V113H47ZM73 114H74V113H73ZM75 114H74V117H73V123H71V127L73 126L74 122H76V117L78 116V115H75ZM82 114H84V113H82ZM133 114H134V113H133ZM133 114L130 115L132 119L135 117V116L132 117ZM177 114H178V117H177ZM188 114H189V115H188ZM48 115H47V116H48ZM51 115H52V114H51ZM79 115H81V114H79ZM140 115H139V118H140ZM186 115H187V116H186ZM194 115H193V116H194ZM84 116H85V117L87 116L86 118H88V119H85V120H88V123H89V121L92 119V117H91L90 115H89V117H88V114H87V115L85 114ZM193 116H192V117H193ZM199 116H200V115H199ZM199 116H197V118H198ZM48 117H50V115H49ZM85 117L81 116V117H77V118H80V119H81V118H85ZM90 117H91V118H90ZM74 118H75V121H74ZM89 118H90V119H89ZM135 118H137V116H136ZM139 118H137V120L134 119L135 122H134V120H132V122H134V123H139L140 125L144 126V125L142 124L143 119H141V118L139 119ZM175 118L173 117V119H175ZM189 118H187V119H189ZM197 118H194V120H195V119L198 120ZM201 118H202V117H201ZM80 119H79V120H80ZM192 119H193V118H192ZM199 119H200V117H199ZM79 120H77V123H79V125H78L79 127H78L77 125L75 126V124H74V126H73L74 129H75V127L80 128V124H81L83 121H81V123H80ZM85 120H84V121H85ZM139 120H142V121H140L141 123L139 122ZM136 121H137V122H136ZM173 121L175 122V120H173ZM173 121H172V122H173ZM187 123H189V122H187ZM82 124H84L83 127L85 126L84 129H83V131L85 130V132H84L85 135H84V134H83V135L86 136V132L88 131V128H89V127L86 128L87 126L85 125V123H82ZM88 125H90V123H89ZM183 125H184V126H183ZM208 125H210V124L208 123ZM83 127H81V128L79 129V131H81V129H82ZM148 127H149V128H148ZM182 127H183V128H182ZM203 127H207V126H203ZM208 127H209V126H208ZM208 127H207V130H209ZM42 128H43V127H42ZM78 128H76V131H77ZM181 128H182L183 130H182ZM201 128H202V127H201ZM201 128H200V129H201ZM72 129H73V128H72ZM74 129H73V131H74ZM86 129H87V131H86ZM203 129H205V131H206V128H202L201 130L204 131ZM41 130H43V131H41ZM41 130H40V131L42 132V134H41V132H40V135H41V136H40V135H39V136L42 137V138H44V136H45L44 133L46 134V129L43 128V129H41ZM44 130H45V131H44ZM76 131H75V132H76ZM79 131L76 132V134H78ZM83 131H82V132H83ZM179 131H180V132H179ZM181 131H182L183 133H185V134H182ZM82 132H81V133H82ZM128 132H129V133H128ZM150 132H151V131H150ZM81 133H79V134H81ZM126 134H127V135H126ZM154 134H155L156 136L158 135V139H159V137H160L161 142H160V139L158 140V139L155 137ZM125 135H126V138H125ZM148 135H149V136H148ZM150 135H151L152 137L154 136V138H152V137L150 138ZM184 135H185V136H184ZM78 136H79V135H78ZM80 136L82 137V135H80ZM80 136H79V137H80ZM84 136H83V137H84ZM170 136H172V135L170 134ZM170 136H169V137H170ZM127 137H128L129 139H128ZM180 137H181V138H180ZM184 137H186V138H185V139H182V138H184ZM42 138H41V140H42ZM121 138H122V139H121ZM155 138H156V139H155ZM175 138H176V139H175ZM178 138L181 140V142H178V141H180V140H178ZM187 138H188V142H189V138H190V143H187L186 146H185L184 144L186 143L185 141H187ZM92 139L95 140V143H96V139H95V138H91V140H92ZM123 139L126 140V142H125V140L123 141V142H125V143L121 142ZM127 139H128V140H127ZM145 139H147V142H150V141H151L150 143H152V144L155 143V144H156V147H155V144H154L153 146H152V144H151V146L153 147V149H154L155 151H157L156 149H158V151H159V149L162 150L163 148H164V149H163L162 151H164V150L166 149V152H167V150H169L170 153H171V154H170L169 151H168V154H170V156L168 157L169 159L171 158V155H172V158H173V156H175L174 159L176 160V156H177V160L174 161V162H173L174 159H172V158H171L172 160L170 159V160H171L173 163H175V164L171 163V164H172V167H171V168L168 167L169 165L171 166V164H169L171 161H170L169 159H165L164 156H167V153H165V151H164V154H163V155H162L161 153L158 155V156L162 157L161 159H162V161L164 160V161H163L164 163H163V162L158 163V162L161 161L160 157H158L157 160H154L155 162L157 161V163L159 164L158 166H160V167L162 166L161 169L158 168V167H157V168L149 167V166L147 165V163H148L151 159L148 158L147 154L145 155L146 157H145L143 154L148 153V151L146 152V150L149 149V151H150V150L152 149V147H151L150 145H148V146H150L151 149H150V148H146V150L144 149V147H146L145 145L147 144V142H146V144H143V142L145 141ZM152 139H153V142L155 141L154 143L152 142ZM154 139H155V140H154ZM93 140H92V141H93ZM149 140H150V141H149ZM156 140L159 141V143H162V145H161V144H160V145H161L163 148H161V147L158 148V147L160 146L159 143H158V147H157V142H156ZM89 141H90V138H88V142H87V143L90 144ZM92 141H91V143L93 144ZM176 141H177V142H176ZM191 141H192V142H191ZM193 141H194V142H193ZM195 141H197V143H198L197 146H196V144H194ZM95 143H94V144H95ZM191 143H192V144H191ZM148 144H149V143H148ZM169 144H170V145H169ZM90 145H91V144H90ZM90 145L88 146V148H90ZM141 145H143V146L141 147ZM163 145H164V146H163ZM171 145H172V146H171ZM176 145H177V146H176ZM189 145H191L192 147L194 146L193 149H192V147L190 148ZM91 146H92V145H91ZM119 146H120V147H119ZM175 146L178 147V149H179V147H182L183 149L180 148V149H182V150L180 151V149L178 150ZM184 147H186V148H184ZM223 147H226V148H227L228 146L223 145ZM223 147H222V149L225 150V148H223ZM88 148H86V152H88V151H87ZM116 148H115V149H116ZM120 148H121L122 151L120 150ZM140 148H141V149H140ZM228 148H229V147H228ZM249 148H250V147H249ZM108 149H107L106 151H108ZM153 149H152V150H153ZM186 149H187V150L189 149V150L186 152ZM90 150H91V148H90ZM140 150H141V151H140ZM143 150H145V151H144L145 153L143 152ZM175 150H177V151H175ZM183 150H184V151H183ZM197 150H198V148H197ZM251 150L253 151V149H251ZM251 150H250V151H251ZM120 151H121L123 154H122ZM158 151H157V153H158ZM172 151H174L175 154H174ZM178 151H180V152H178ZM182 151H183V152H182ZM222 151H223V150H222ZM153 152H154V151H153ZM153 152H152V153H153ZM159 152H160V151H159ZM177 152H178L179 154H178ZM188 152H189V154H188ZM195 152H196V150H195ZM88 153H89V152H88ZM150 153H151V151H150ZM180 153H183V154H180ZM186 153H187V154H186ZM90 154H92V152H90L89 155H90ZM93 154L98 155V154L95 153V152H93ZM93 154H92V155H93ZM120 154H121V155H120ZM153 154H155L156 157H157V154H156L155 152H154ZM173 154H174V155H173ZM177 154H178V155H177ZM191 154H190V155H191ZM87 155H88V154H87ZM89 155L86 156L87 159H88V157L90 158ZM92 155H91V159H89V160H87V161L92 160V158H93ZM96 155H94L95 157L93 158V164H92V165H93V166H94V165L96 166V165L98 164L97 166H99V165L101 164V162H102V165H100L99 167H97V166L94 167V168H97V170H95V169L93 170V171H94V172H93L94 175L91 173V174H92V177H93V176H94V177H95V176H96V177L101 176V175H99L98 173H101V172H102L103 170H105V169H106V170H109V168H111L110 166H113V163H114L113 161H115V160H113L114 158H112L113 156H111V158L108 157L109 159L106 158V159L108 160V161H107V160H105L106 154H103L104 157H102V155H98V156H96ZM130 155H131V154H130ZM137 155H138V156H137ZM148 155H149V154H148ZM155 155H154V156H155ZM161 155H162V156H161ZM223 155H225V154H223ZM254 155H255V154H254ZM99 156H101L102 160H103V158H104V161H99V160H100V157H99ZM136 156H137V157L140 156V159H139V158H136ZM141 156H143L144 158L141 157ZM178 156H179V157H178ZM256 156H257V154H256L254 157L257 158L258 156H257V157H256ZM259 156H260V155H259ZM78 157H79V156H77L76 159H77ZM96 157H97V158H96ZM124 157H125L126 159H125ZM149 157H150V155H149ZM156 157H154V158L156 159ZM80 158L82 159L83 157L80 156ZM95 158H96V159L99 158V159H98V162H97V160H95V161L97 162V164H95V163H96V162L94 161ZM117 158H118V159H117ZM123 158H124V159H123ZM127 158H128V159L130 158V159L128 160ZM135 158H136V159H139V160H136ZM146 158H148L149 161H148V159H146ZM163 158H164V159H163ZM255 158H254V159H255ZM76 159H75V160H76ZM83 159H84V158H83ZM122 159H123V160H122ZM142 159H143V160H142ZM144 159H145V160H144ZM226 159H227V158H226ZM226 159H225V161H227V162H225V161H224V163H220V162H219L220 167L222 166L221 164H223V166H224L225 163H226V165H227V164H228V160H229V159H230V160L232 159L233 162H235V163H233V162H231V161L229 162L230 165H231V163H232V166H230V167H231L230 169H232V170L236 169V168H235V167H236V164H238V166H239V165H241V164H239V163H241V162L244 160V159L242 158V159H241V162L238 163V162L234 161V159H235V160H238V159H236V158L233 159V158H231V156L228 157V160H226ZM254 159H253V160H254ZM75 160H74L73 162L76 164L77 161L75 162ZM109 160L113 162V163L111 162L112 165H110V166L108 165V164H110V163H108ZM141 160H142V162H144V164H143L142 162H140ZM159 160H160V161H159ZM166 160H168V162H167ZM239 160H240V158H239ZM255 160L257 161V159H255ZM255 160H254V161H255ZM78 161H79V163H80V160H79V159H78ZM82 161H83V160H82ZM82 161H81V162H82ZM85 161H86V158H85ZM85 161H83V162H85ZM145 161H147L146 166H145ZM165 161H166V163H168L169 165H168V164H165ZM169 161H170V162H169ZM220 161L222 162L223 160H220ZM254 161H253V164H254ZM256 161H255V164H256V165L254 164V165H255L254 167H256V166L258 165V163H259V165H263V163L260 164V162H263V161H260V159H258L259 162H258V161L256 162ZM73 162H72V163H73ZM83 162H82V163H83ZM90 162L92 163V161H90ZM103 162H104V164H105V166H104L105 169L102 167V166H103ZM105 162L108 163V164H107V165H108V166H107L108 168L106 167V163H105ZM115 162H116V161H115ZM130 162H131V161H130ZM138 162H139V163H138ZM72 163L69 164L68 167H67V165H66L65 167H63V170H64V168H65V170H66V167H67L66 177H65V172H66V171H64V175H62L63 177H65L64 179H66V180H67V177H68V176L70 177V174H71V173L69 174L68 172H69V171H70V172L73 171L75 168H77V165H79V164H76V166H75L74 164L72 165ZM82 163H80L79 166H81ZM117 163H118V162L114 163V165L118 166L119 168L112 167V168H111V171L109 170L111 173H110V172H106V173H105L106 170L103 171V172L105 173V176H102V177H103V178H104V177L106 178V177L108 176V178H107L106 180H108L110 177L112 178V174H113V173H112V170L114 169V170H117V171H118L117 174H116V172L113 174L114 177L117 176V178H115V181H114L116 187H117L119 184H120L121 186H124V188H125V184H126V186H127V184H128L129 186H131V184H134L133 182H135L136 180H138V177L136 178V176H135V175L138 174V171L136 170V167H135L134 163H133V164L130 163V164H132V166L134 165V167H135V168L133 167V169L131 168L132 171H130V168H129V167H125L126 169H129V170H127V171H130V173H131V174H129V172H128V177H127L126 175H124L125 168L121 166V167L124 169V170H123V169L120 167L119 164L117 165ZM137 163L139 164V166L141 165V163H142L144 166H143V167H140V168H141V169H140V168H138V164H137ZM162 163H163L165 166L167 165L166 167H168V170H169V168L171 169V170H169V172H171V173L167 172L168 170H167V171L165 170L166 168L164 167V165H163ZM83 164H85V163H83ZM148 164H149V163H148ZM160 164H162V165H160ZM234 164H235V167H233ZM70 165H71V167H72L73 170H70V169H71V167H69ZM73 166H75V167L73 168ZM223 166H222V167H223ZM227 166H229V165H227ZM163 167H164V169H163ZM224 167H226V166H224ZM260 167H261V166H260ZM68 168H69V170H68ZM101 168H102V169H101ZM120 168H121V169H120ZM172 168H173V169H172ZM233 168H234V169H233ZM238 168H239V167H238ZM258 168H259V166H257V169H258ZM98 169H99L100 171H101V170H102V171L100 172ZM119 169H120V170H119ZM162 169H163V171H161ZM260 169H261V168H260ZM263 169H264V165H263ZM114 170H113V172H114ZM121 170L124 171V172H122L123 174H122V173H119ZM151 170H152V171H151ZM164 170H165L166 172H165ZM225 170H226V169H225ZM232 170H231V171H232ZM236 170H239V169H236ZM236 170H235V171H236ZM97 171H99V172H97ZM127 171L125 172V174H127ZM144 171L142 170L140 173H141V174H143V173L145 174ZM227 171H229V167H228V170H227ZM235 171L233 172L234 174H235ZM258 171H259V172H258ZM74 172H75V171H74ZM161 172H162L163 174L165 173L166 175H167V173H168V175H167L168 177L164 174V175L166 176V178H165V176H164L163 174H162V175L160 174ZM257 172H258V173H257ZM257 172H256V173H257L256 176H257V175H258V176H259V175L262 176V174H264V173H262V172H263L262 170H257ZM260 172H261V173H260ZM96 173H97V174H96ZM107 173H108V175H106ZM118 173H119V175H118ZM140 173H139V174H140ZM149 173L147 172L148 175H149ZM155 173H156L155 170H154V174H153V175H152V173H151V176H150V177H151V180H153L152 178H155V177H152V176H155V175H156ZM230 173H231V172H230ZM236 173H237V172H236ZM247 173H248V172H247ZM259 173H260V174H259ZM72 174H73V173H72ZM91 174H90V175H91ZM102 174H103V173H102ZM110 174H111V175H110ZM120 174H121V175H120ZM134 174H135V175H134ZM139 174H138V176H141V175H139ZM144 174H143V175H144ZM147 174H146L145 176H147ZM172 174H173V173H172ZM228 174H229V173H228ZM243 174H244V173H243ZM243 174H242V176H243ZM109 175H110V176H109ZM122 175H123V176H126V178H125L126 180H127V178H130L131 176H132L131 179H135V178H136V179H135L134 181H132L131 183L128 182V181H130V179H128V181H126V180L124 179V180H125V183H124V182L122 183L123 179H121V177H119V176H122ZM133 175H134L135 177H134ZM143 175H142V176H143ZM230 175H231V174H230ZM232 175H233V174H232ZM232 175H231V176H232ZM235 175H236V174H235ZM248 175L251 176L249 173H248ZM123 176H122V178H123ZM142 176H141L140 179H142ZM145 176H143V177H145ZM157 176H158V173H157ZM157 176H156V177H157ZM246 176H247V175H246ZM246 176H244V177L246 178ZM258 176L256 177V182L259 181L260 178H261V180H262V177H260V176L258 177ZM263 176H264V175H263ZM90 177H91V176H90ZM92 177L89 178V181H88V184H91V185H90L91 188H92V186H93V183H92V182H93V181H94V182L97 181V178L95 179V178H92ZM114 177H113L112 181L114 180ZM118 177H119V178H118ZM204 177H205V176H204ZM207 177H208V176H206L205 179H206ZM240 177H241V176H240ZM244 177H241V178H244ZM159 178H155V180H154V184H155V185H156V183H159L158 185H156L157 187H160L163 183L166 182V181H163V183L160 184V182H159V180H158ZM208 178H209V177H208ZM247 178H248V176H247ZM247 178H246V179H247ZM249 178H250V177H249ZM249 178H248V179H249ZM71 179H72V178H71ZM71 179H69V180H71ZM90 179H92L93 181H91ZM117 179H118V181H119V184H118ZM120 179H121V181H120ZM156 179L158 180V182H155ZM162 179H160V180H162ZM253 179H254V178H253ZM169 180H171V179H169ZM169 180H167V182H168ZM236 180H237V178H236ZM261 180H260V181H261ZM263 180H264V179H263ZM90 181H91V182H90ZM116 181H117V182H116ZM240 181H242V179H241ZM244 181H246V182L248 183V180H243V182H244ZM249 181H252V182L249 183V184H252V183L254 184V182H255V180H252V176H251V179H250ZM253 181H254V182H253ZM260 181H259V183L257 182L258 184H257L256 182H255V183H256L257 185H260V186H261V182H260ZM126 182H127V183H126ZM169 182H170V181H169ZM236 182H237V181H236ZM236 182H235L234 188L236 187V185H238V187L240 188V185H243L244 183H246V182H244V183L242 182V183H243V184H242V183L240 182V185H239V178H238V184H237ZM233 183H234V182H233ZM116 184H117V185H116ZM249 184H248V185H249ZM94 185H96V183H95ZM155 185H154V186H155ZM159 185H160V186H159ZM163 185H164V184H163ZM245 185H246V187L243 185L244 187L242 188V186H241L242 189H240V191H239V192L243 195V197H244V194L247 195L246 193H252L251 191H249V192L246 191V193H244V191H245L246 188H247V184H245ZM262 185H263V186H261V189H260V190L258 189V191H260V193H258V194H257L258 191H255V189L252 188L253 193L256 192V193H255L254 195H252V196H255V195L257 194L255 197H251L252 200H249V201H248V198L245 199V200H244V198H242V200H243L244 202H243L242 200H241V202L238 200L239 203H240L242 206L238 205L237 202L235 203V204H237V205L239 206L238 208H240V209H239V211H238V210L235 211V215H234L235 218H234L232 221H231L230 218L228 217V216H229L228 212H229L230 210L234 212L235 207L237 208V206L234 204V206H235V207H233L234 209H233L232 207H230V210L227 212L228 215H227L226 218H228L231 222L228 223V225H227V223H226V224L224 223V224L227 226V227H226V230H228V231H226V230H222V233H224L225 231L228 232V233H225V235H227V236H226L225 238L222 237V238H224V239H222V240H223L222 242H219V239H220L221 237L218 239V245L220 244V246H222V247H223V245H224V249H223L224 253H223V251H221V253H223V256H221V257H223V258H222V262H223V263H222L220 260H218L219 263L221 262L222 264H264V181H262ZM129 186H127V187H129ZM232 186H233V185H232ZM249 186H250V185H249ZM249 186H248V187H249ZM93 187H94V186H93ZM119 187H120V186H119ZM119 187L116 188V189L119 190L118 192H120L121 190H124V189H122L123 187H121V189H119ZM127 187H126V188H127ZM131 187H132V188L129 187V188H130V191L133 189V185H132ZM251 187H253V185H251ZM258 187H259V186H258ZM129 188H127V190H128ZM236 188H237V187H236ZM250 189H251V188H250ZM235 190L237 191V189H234V192L236 193ZM248 190H249V188H248ZM116 191H117V190H116ZM116 191H115V193H114V191H111L112 193H111V192H110V193L113 194V195L115 196ZM18 192H19V191H18ZM47 192H48V191H47ZM47 192H45V193L43 192V193H41V195L43 194L42 196H46V195L50 196V193L47 194ZM124 192H125V191H124ZM128 192H129V191H128ZM239 192H238V193H239ZM52 193H53V192H52ZM110 193H109V195L112 196ZM121 193H123V191H122ZM45 194H46V195H45ZM109 195H108V196H109ZM95 196H97V197H95V199H96V198L98 199V197H99L98 194L95 195ZM239 196L242 197L240 194H238V197H239ZM247 196H248V195H247ZM247 196H246V197H247ZM112 197H113V196H112ZM115 197H116V196H115ZM246 197H245V198H246ZM97 199H96V200H97ZM110 199H114V197H113V198L110 197L108 203H110V202L112 203V200H110ZM239 199H241V198H239ZM114 200H115V199H114ZM59 201H61V200H56L57 204L59 203ZM61 203H62V201H61ZM61 203H59V204H61ZM244 203H245V204H244ZM59 204H58V205H59ZM112 205H113V204H111V206H112ZM107 206H110V205L108 204ZM106 208H107V207H106ZM106 208H105L104 210H106ZM108 208H110V207H108ZM106 211H107V210H106ZM237 211H238V212H237ZM102 213H104V211H103ZM229 213H231V212H229ZM105 214H106V213H105ZM105 214H103L104 218H105ZM233 214H234V213H233ZM101 215H102V214H101ZM225 215H226V214H225ZM232 216H233V215H232ZM232 216H231V219L233 218ZM93 217H94V216H92V217L90 218L89 222L91 221V219H92ZM100 217H102V216H100ZM107 217H108V215H106V218H105V219H108ZM94 218H95V217H94ZM94 218H93V219H94ZM97 218H99V217H98V216L96 217V219H95V220H96L95 224H96L97 226H99V224H101L102 221H100V223H99V222H98L99 220H98ZM104 218H102V219L100 218V219L103 220ZM226 218H224L223 221H221L220 229L222 228V225H224V224H222V222H226V221H224V220H226ZM93 219H92V221H93ZM105 219H104L103 221H105ZM229 220H227V222H229ZM106 221H108V220H106ZM93 222H94V221H93ZM109 222H110V220H109ZM110 223H111V222H110ZM110 223L107 222V223H106L107 225L104 224V223H103L104 225L101 224V225H103V226H101V228H103L104 226H105V227L108 226ZM92 224H94V223H92ZM95 224H94L93 228L95 227ZM87 225H89V223H88ZM90 226H91V222H90V225L87 226L88 229L90 228ZM91 227H92V226H91ZM99 227H100V226H99ZM105 227H104V228H105ZM223 227H225V226H223ZM85 228H86V227H85ZM104 228H103V229H104ZM108 228L110 229V226H109V227H106L105 231H107V232L109 231V234L112 233L111 231H112L113 229L110 231V230H108ZM111 228H112V227H111ZM91 229H92V228H91ZM95 229H96V228H95ZM222 229H224V228H222ZM220 232H221V230H220ZM113 233H114V232H113ZM113 233H112V234H113ZM112 234H110V235H112ZM18 235H19L21 238H23L22 235L24 236L25 234H24L23 231H22V234H21V232H20V234H18ZM106 235H107V234H105V236L103 235V237H106ZM220 235H223V234L220 233ZM220 235H219V236H220ZM107 236H108V235H107ZM223 236H224V235H223ZM24 237H25V236H24ZM23 239H24V238H23ZM111 239H113V241L115 240L114 238H111ZM20 240H22V239H20ZM19 242H20V241H19ZM36 243H37V241H36ZM156 243H157V241H156ZM27 244H28V246H27ZM27 244H25L26 246L23 245V246H25V247H24V251L22 250V249H23V246L19 249L20 251L22 250V252H23V253L21 254V256H22V255H23V256H24V255L27 256L29 253H31L29 250L33 251L34 248H35V250H36V248H37V250H39V251L41 250V249H40V246H41L40 243H37V244H40V245H39V249H38V245H36L35 242L33 243V245H32V243L30 244V246L32 245L31 248H30V246H29V243H27ZM34 244H35L36 246H34ZM221 244H222V245H221ZM19 245H20V244H19ZM19 245H18V246H19ZM169 245H170V244H169ZM51 246H52V245H51ZM32 247H33V249H32ZM222 247H221L220 249H222ZM233 247H234V248H233ZM26 248L29 249V250H28V253H27V251H25ZM177 248H178V246H177ZM177 248H176V249H177ZM231 248H233V251H231ZM235 248H236V250H234ZM172 249H174V248H172ZM176 249H174L175 252H176ZM35 250H34V252L31 253V255H32L33 253H35L36 256H37V253H36ZM139 250H141V249H138V251H137V250H136V251H137L140 255H139V254H134V255H137V256L139 255V257L142 256V254L139 252ZM174 250H173V251H174ZM20 251H19V254L21 253ZM170 251H171V249H170ZM173 251H172V252H173ZM37 252H38V251H37ZM137 252H135V253H137ZM26 253H27V254H26ZM179 255H180V257H179ZM179 255H178V258L181 259V261H182V257H183V256H182L181 254H179ZM220 255H221V254H220ZM29 256H30V255H28L27 258H28ZM36 256H34V254H33V256H32V257L30 256V257H31V259H33V258L35 257V258L33 259V260H35V259H36ZM181 256H182V257H181ZM30 257H29L28 259H26V261H28V260L30 259ZM139 257H137V258H139ZM221 257H220V258H221ZM22 258H23V257H22ZM25 258H26V257H24L23 261H24L25 264H28V262H27V263L25 262ZM178 258H177V260H178ZM220 258H219V259H220ZM200 259H202V260H200ZM200 259H198L197 261H201V262H202V261L204 260V261L202 262V264H203V263L205 264V260H207V263H206V264H209V260H208L207 257H206V259H205V258H200ZM35 261H36V260H35ZM35 261H34V262H35ZM181 261L178 260L177 262H181ZM31 262H33V261L31 260ZM31 262H30V260H29V264H31ZM137 262H138V261H137ZM198 263H199V262H197V264H198ZM219 263H218V264H219ZM36 264H37V263H36ZM136 264H137V263H136ZM194 264H195V263H194ZM199 264H200V263H199Z\"/></svg>","mask_w":264,"mask_h":264}]
</instances>
